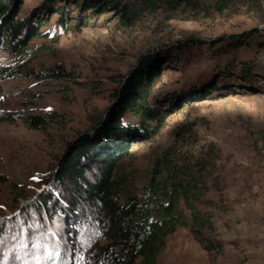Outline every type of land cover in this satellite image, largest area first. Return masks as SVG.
Wrapping results in <instances>:
<instances>
[{"label": "rangeland", "instance_id": "1", "mask_svg": "<svg viewBox=\"0 0 264 264\" xmlns=\"http://www.w3.org/2000/svg\"><path fill=\"white\" fill-rule=\"evenodd\" d=\"M197 1L173 19L162 8L125 22L109 7L97 18L87 11L81 28L69 5L66 26L48 13L20 57L0 33V264H80L94 224L74 218L72 186L57 169L147 64L155 93L168 101L159 122H147L155 131L132 144L124 171H135L131 186L141 189L139 173L173 145L209 159L218 190L206 197L216 202L213 223L224 242L220 255L208 256L178 227L158 264H264V0ZM17 2L14 17L23 20L44 0H15L9 10ZM213 84L208 97L195 93ZM33 115L45 119L42 130L24 122ZM122 124L141 125L128 114ZM47 195L53 199L39 205Z\"/></svg>", "mask_w": 264, "mask_h": 264}, {"label": "trees", "instance_id": "2", "mask_svg": "<svg viewBox=\"0 0 264 264\" xmlns=\"http://www.w3.org/2000/svg\"><path fill=\"white\" fill-rule=\"evenodd\" d=\"M14 1L0 0V33L16 57L24 55L29 42L40 34L39 28L49 20L48 13L58 14L59 23L65 27L69 5L78 10L77 28L87 24L84 13L89 11V19L97 18L106 14L108 7L124 22L137 18L138 11L153 14L162 8L173 19L176 12L178 16L188 15L190 9L199 8L197 0H44L37 12L16 20L14 11L19 3L12 10L8 7ZM223 1L218 0V5ZM147 66L127 81L106 122L93 134L81 136L57 169V178L72 186L68 203L74 218L94 224L95 239L82 253L80 264H158L168 236L178 227L186 228L208 256L216 257L224 250L213 223L216 202L206 197L217 186L209 182L207 167L214 166L209 159L183 150L182 145H173L155 155L148 168L139 173L141 189L131 186L135 171H124L123 160L129 156L132 144L149 138L148 131H155L147 122H159L163 104L168 101L163 93H155V71ZM215 90L213 84L195 93L208 97ZM124 114L135 116L140 127L124 126ZM24 122L33 130H42L46 125L38 115L26 117ZM0 182H4L2 176ZM52 199L47 195L39 205L46 206Z\"/></svg>", "mask_w": 264, "mask_h": 264}]
</instances>
